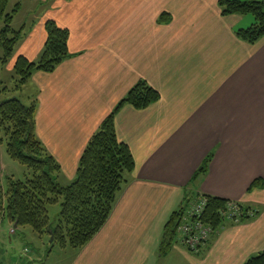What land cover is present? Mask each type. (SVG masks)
Masks as SVG:
<instances>
[{
  "label": "crops",
  "instance_id": "obj_1",
  "mask_svg": "<svg viewBox=\"0 0 264 264\" xmlns=\"http://www.w3.org/2000/svg\"><path fill=\"white\" fill-rule=\"evenodd\" d=\"M218 1L30 0L47 11L22 27L10 71L20 55L41 58L47 20L70 31L73 55L27 83L39 105L37 136L60 163V182L75 179L88 141L133 85L146 80L161 95L146 109L128 104L117 114L135 170L105 226L82 249L66 248L61 263L245 264L264 250V188L250 190L264 179V38L239 39L236 31L255 19L224 16ZM203 195L259 213L226 220L198 254L179 239L161 254L172 214ZM8 262L17 260L0 254V264Z\"/></svg>",
  "mask_w": 264,
  "mask_h": 264
},
{
  "label": "trees",
  "instance_id": "obj_2",
  "mask_svg": "<svg viewBox=\"0 0 264 264\" xmlns=\"http://www.w3.org/2000/svg\"><path fill=\"white\" fill-rule=\"evenodd\" d=\"M10 2L11 0H0V21H3L0 47L5 64L13 58L15 46L24 32L23 28L16 30L13 27L15 14L21 9V3L17 2L9 11ZM218 5L224 16L238 14L255 18L251 26L236 31L239 39L254 45L264 38V0H219ZM161 20L164 21V15ZM45 29L47 40L41 58L33 61L24 55L17 57L13 67L16 75L13 91L22 90L35 72H54L73 55L68 45L69 29L59 26L51 19L45 23ZM160 98V92L146 80L133 85L88 141L80 157L76 177L67 185L60 182V163L37 136V102L25 104L18 97L1 101L0 140H4L1 136L4 133L8 155L32 170V177L24 180L8 177L6 187L0 173L2 216L7 217L13 225L17 223V227L30 226L42 240L53 236V241H48L49 249L56 245L73 250L85 247L105 226L118 194L129 182L128 176L136 166L129 145L118 137L115 121L117 114L125 105L143 110ZM211 160L212 154L204 160L198 173H206ZM255 188H264V179H256L250 190ZM205 196L208 204L204 220L218 230L226 221L221 211L229 201ZM57 203L61 204L60 220L56 226H52L49 207ZM241 207L243 214L239 221L254 218L259 213L255 208H248L243 204ZM183 212L184 208L175 211L165 225L160 245L163 255L172 249L177 239ZM245 264H264V250L248 259Z\"/></svg>",
  "mask_w": 264,
  "mask_h": 264
},
{
  "label": "rangeland",
  "instance_id": "obj_3",
  "mask_svg": "<svg viewBox=\"0 0 264 264\" xmlns=\"http://www.w3.org/2000/svg\"><path fill=\"white\" fill-rule=\"evenodd\" d=\"M20 0H11L9 5V11L13 9V6ZM22 8L15 14L13 21V27L16 30H20L24 24L31 27L33 23L38 22L40 17L45 14L44 11L47 4H32L30 0H21ZM254 18V17H253ZM255 19V18H254ZM255 22V21H254ZM253 22V23H254ZM3 28V21H0V32ZM15 57V54L14 56ZM3 51L0 47V102L10 98L18 97L25 104H31L34 101L37 102V97L34 99H28V94L32 96L33 92L28 91L27 84L24 85L22 90L13 91L15 86V73L13 69L10 71L9 64H5L2 61ZM8 89V90H6ZM31 92V93H30ZM38 105V102H37ZM39 106V105H38ZM3 141L0 140V165H1V176L3 180V185L7 186L8 177H14L16 179H26L27 177H32V170L27 168L25 165L12 159L7 153V142L4 133H1ZM64 185L69 184V181H62ZM190 201L188 202V204ZM188 207L184 208V210ZM51 224L56 226L60 220L61 204H53L49 207ZM13 223L7 218L2 216L0 212V254L5 258H11L17 260L18 262H23L25 264H63L61 263L62 255H64V248L56 245L54 248L49 249L48 241H52V236L50 239L44 238L42 240L40 236L34 232L30 226H20L13 230ZM179 239V234L177 230V239ZM28 248L29 252L25 253L24 249ZM74 251V250H73ZM60 255V256H59ZM33 259V260H32ZM9 263V262H8ZM10 264V263H9Z\"/></svg>",
  "mask_w": 264,
  "mask_h": 264
},
{
  "label": "built area",
  "instance_id": "obj_4",
  "mask_svg": "<svg viewBox=\"0 0 264 264\" xmlns=\"http://www.w3.org/2000/svg\"><path fill=\"white\" fill-rule=\"evenodd\" d=\"M207 204L208 198L204 195L190 201L178 226L180 243L194 254L202 251L215 232L214 227L204 220ZM242 214L241 204L235 201H229L226 208L221 211L224 219L232 221H239ZM24 251L28 253L29 249L25 248Z\"/></svg>",
  "mask_w": 264,
  "mask_h": 264
},
{
  "label": "water",
  "instance_id": "obj_5",
  "mask_svg": "<svg viewBox=\"0 0 264 264\" xmlns=\"http://www.w3.org/2000/svg\"><path fill=\"white\" fill-rule=\"evenodd\" d=\"M14 227L16 228L17 227V223H15ZM54 237L52 236V241H53Z\"/></svg>",
  "mask_w": 264,
  "mask_h": 264
}]
</instances>
